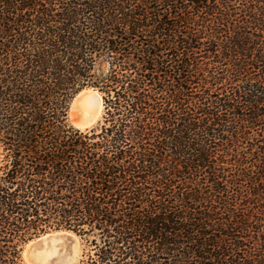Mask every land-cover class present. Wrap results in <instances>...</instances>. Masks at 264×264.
<instances>
[{
  "label": "trees",
  "instance_id": "obj_1",
  "mask_svg": "<svg viewBox=\"0 0 264 264\" xmlns=\"http://www.w3.org/2000/svg\"><path fill=\"white\" fill-rule=\"evenodd\" d=\"M49 230L80 264H264V0H0V264Z\"/></svg>",
  "mask_w": 264,
  "mask_h": 264
},
{
  "label": "bare ground",
  "instance_id": "obj_2",
  "mask_svg": "<svg viewBox=\"0 0 264 264\" xmlns=\"http://www.w3.org/2000/svg\"><path fill=\"white\" fill-rule=\"evenodd\" d=\"M102 111V103L101 100L99 101L95 93L92 92L90 89H83L81 90L72 100L70 104V122H72V125H74L76 128H83L86 124L81 123L79 120H77L76 115L77 113L82 114L83 116H88L90 114H95V119L101 114ZM57 234L60 233H51V234H45L35 240L28 241L26 245H33V244H42L38 247L35 246V250H33L31 253L39 257L41 259H50L54 256V258L59 259L58 256V245L61 244L56 238ZM31 264H34L32 261H30Z\"/></svg>",
  "mask_w": 264,
  "mask_h": 264
},
{
  "label": "water",
  "instance_id": "obj_3",
  "mask_svg": "<svg viewBox=\"0 0 264 264\" xmlns=\"http://www.w3.org/2000/svg\"><path fill=\"white\" fill-rule=\"evenodd\" d=\"M84 89H90L92 92H94L96 98L99 101L101 100V103H102V99L96 89L91 88V87L84 88ZM69 112H70V106L68 109V117H69ZM94 116H95L94 113L88 116H83L82 114L77 113L76 115L77 120H79L81 123L86 124L83 128H78V129L87 130V129L94 128L98 124L101 114L96 119ZM60 232L61 234L59 235L57 234L58 238H56L61 243V244H56L58 245L57 251H58V256L60 257L59 259L56 260V258H54L53 256L50 259L46 260V259H41L39 257L34 256L31 252L35 250V246L38 247L39 245L41 246L42 244H33L30 246V250L28 252L30 261H32L34 264H77L79 261L80 252H81L80 238L69 230H54V231L48 232V234L60 233Z\"/></svg>",
  "mask_w": 264,
  "mask_h": 264
},
{
  "label": "rangeland",
  "instance_id": "obj_4",
  "mask_svg": "<svg viewBox=\"0 0 264 264\" xmlns=\"http://www.w3.org/2000/svg\"><path fill=\"white\" fill-rule=\"evenodd\" d=\"M100 119H101V117H100ZM100 119H99V121H100ZM68 123L70 124V125H72V122H70V117H68ZM98 125V124H97ZM96 125V126H97ZM95 126V127H96ZM52 231H54V230H52ZM48 232H50V230L49 231H47V232H45V233H48ZM45 233H40L39 235H37V236H35V237H33V238H31L30 240H28V241H32V240H35V239H37V237L39 238V237H41V236H43V235H45ZM28 241L27 242H25V243H23V244H21L20 245V248H21V251H20V258H21V264H31V262H30V259H29V250H30V244L29 245H26V243H28ZM83 243H81V252H80V257H79V261H78V263L77 264H80V259H81V254H82V248H83V245H82Z\"/></svg>",
  "mask_w": 264,
  "mask_h": 264
}]
</instances>
